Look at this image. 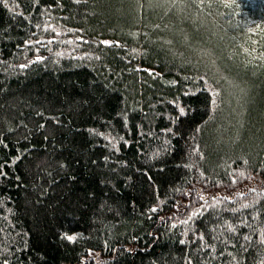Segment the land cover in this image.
Masks as SVG:
<instances>
[{"label":"trees","instance_id":"1","mask_svg":"<svg viewBox=\"0 0 264 264\" xmlns=\"http://www.w3.org/2000/svg\"><path fill=\"white\" fill-rule=\"evenodd\" d=\"M0 264H264V0H0Z\"/></svg>","mask_w":264,"mask_h":264},{"label":"snow or ice","instance_id":"2","mask_svg":"<svg viewBox=\"0 0 264 264\" xmlns=\"http://www.w3.org/2000/svg\"><path fill=\"white\" fill-rule=\"evenodd\" d=\"M67 239H69V240H74V239H75V237L68 236V237H67Z\"/></svg>","mask_w":264,"mask_h":264},{"label":"bare ground","instance_id":"3","mask_svg":"<svg viewBox=\"0 0 264 264\" xmlns=\"http://www.w3.org/2000/svg\"><path fill=\"white\" fill-rule=\"evenodd\" d=\"M230 194V193H229Z\"/></svg>","mask_w":264,"mask_h":264}]
</instances>
